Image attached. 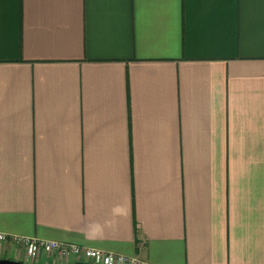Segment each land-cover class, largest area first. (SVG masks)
<instances>
[{"label": "crops", "instance_id": "crops-1", "mask_svg": "<svg viewBox=\"0 0 264 264\" xmlns=\"http://www.w3.org/2000/svg\"><path fill=\"white\" fill-rule=\"evenodd\" d=\"M0 233L264 264V0H0Z\"/></svg>", "mask_w": 264, "mask_h": 264}, {"label": "built area", "instance_id": "built-area-1", "mask_svg": "<svg viewBox=\"0 0 264 264\" xmlns=\"http://www.w3.org/2000/svg\"><path fill=\"white\" fill-rule=\"evenodd\" d=\"M11 243L18 249L19 262L35 264L46 257L53 264H149L136 257L105 252L99 249L79 247L57 241L10 236L0 233V244Z\"/></svg>", "mask_w": 264, "mask_h": 264}, {"label": "water", "instance_id": "water-1", "mask_svg": "<svg viewBox=\"0 0 264 264\" xmlns=\"http://www.w3.org/2000/svg\"><path fill=\"white\" fill-rule=\"evenodd\" d=\"M0 264H23V263L11 259H0Z\"/></svg>", "mask_w": 264, "mask_h": 264}, {"label": "rangeland", "instance_id": "rangeland-1", "mask_svg": "<svg viewBox=\"0 0 264 264\" xmlns=\"http://www.w3.org/2000/svg\"><path fill=\"white\" fill-rule=\"evenodd\" d=\"M35 264H40V263H35Z\"/></svg>", "mask_w": 264, "mask_h": 264}]
</instances>
